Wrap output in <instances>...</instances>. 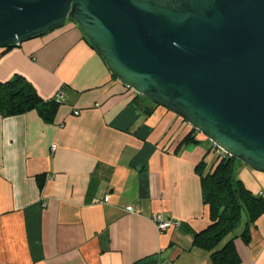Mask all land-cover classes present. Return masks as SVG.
I'll use <instances>...</instances> for the list:
<instances>
[{
  "label": "crops",
  "instance_id": "1",
  "mask_svg": "<svg viewBox=\"0 0 264 264\" xmlns=\"http://www.w3.org/2000/svg\"><path fill=\"white\" fill-rule=\"evenodd\" d=\"M17 74L65 102L52 119L0 113V264H214L194 244L212 224L198 170L217 161L209 138L113 76L74 21L0 48V82ZM235 172L264 197V172L238 159ZM157 212L176 224L160 231ZM245 224L238 264H264V214L249 241Z\"/></svg>",
  "mask_w": 264,
  "mask_h": 264
},
{
  "label": "water",
  "instance_id": "2",
  "mask_svg": "<svg viewBox=\"0 0 264 264\" xmlns=\"http://www.w3.org/2000/svg\"><path fill=\"white\" fill-rule=\"evenodd\" d=\"M68 20L124 85L264 172V0H0V48Z\"/></svg>",
  "mask_w": 264,
  "mask_h": 264
},
{
  "label": "trees",
  "instance_id": "3",
  "mask_svg": "<svg viewBox=\"0 0 264 264\" xmlns=\"http://www.w3.org/2000/svg\"><path fill=\"white\" fill-rule=\"evenodd\" d=\"M13 46L7 47L10 49ZM60 103L54 97L45 100L36 88L22 75H15L8 81L0 82V113L16 115L37 109L45 118L52 119ZM194 137H188L186 140ZM217 154V161L208 171L199 167L202 182L203 201L210 209L212 224L202 232L196 233L194 244L211 252L214 264H238L240 257L235 248L234 233L245 219L246 224L241 236L250 240V225L264 214V197L246 188L236 176L237 159ZM39 178L43 179L44 176ZM231 236L226 242L225 240ZM225 242V243H224ZM222 245V246H221Z\"/></svg>",
  "mask_w": 264,
  "mask_h": 264
},
{
  "label": "built area",
  "instance_id": "4",
  "mask_svg": "<svg viewBox=\"0 0 264 264\" xmlns=\"http://www.w3.org/2000/svg\"><path fill=\"white\" fill-rule=\"evenodd\" d=\"M55 98H56V101L58 103H60V104L65 102L64 96H63V94L61 92H58L56 94ZM75 114H79V111H75ZM52 148L54 150L56 148V145H53ZM216 148H217V153L218 154L228 155L225 151H223L219 147L216 146ZM109 198H110V196L109 195H106L104 197V201H109ZM128 211H130V212H137L136 210L133 209V207H129L128 208ZM152 220L157 225V227H158V229L160 231H164V230L168 229L169 227L173 226L174 224H176V221L174 219H167V218H165V216L161 212L154 213L152 215Z\"/></svg>",
  "mask_w": 264,
  "mask_h": 264
}]
</instances>
